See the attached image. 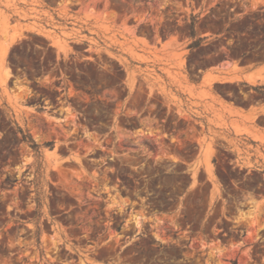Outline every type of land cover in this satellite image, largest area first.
I'll return each mask as SVG.
<instances>
[{
  "label": "rangeland",
  "instance_id": "rangeland-1",
  "mask_svg": "<svg viewBox=\"0 0 264 264\" xmlns=\"http://www.w3.org/2000/svg\"><path fill=\"white\" fill-rule=\"evenodd\" d=\"M231 63L264 0H0V264H264V116L227 111L264 72Z\"/></svg>",
  "mask_w": 264,
  "mask_h": 264
},
{
  "label": "crops",
  "instance_id": "crops-1",
  "mask_svg": "<svg viewBox=\"0 0 264 264\" xmlns=\"http://www.w3.org/2000/svg\"><path fill=\"white\" fill-rule=\"evenodd\" d=\"M223 71L228 73L226 77L231 82L248 81L249 78H255V80H259L260 74L264 72V65H243L238 66L237 68L234 63H231L228 68L224 69ZM227 111L234 115V117L231 119V121H234V123L242 126V124H246L243 121L245 118L246 120H249L251 124L255 118L264 116V102L249 105L247 108H242L241 106H229ZM233 125L231 124L232 129L230 131L234 136H236L238 133L234 129ZM246 126H250L253 135L256 137L244 133L242 136L244 138L250 139L256 147L260 148L262 141L261 139H264V127H255L252 125ZM252 199V204L245 208H264V196H261L260 198L254 197Z\"/></svg>",
  "mask_w": 264,
  "mask_h": 264
},
{
  "label": "bare ground",
  "instance_id": "bare-ground-1",
  "mask_svg": "<svg viewBox=\"0 0 264 264\" xmlns=\"http://www.w3.org/2000/svg\"><path fill=\"white\" fill-rule=\"evenodd\" d=\"M248 81L250 82V83H255L256 82V80H255V78H249L248 79ZM241 130V129H240ZM117 206V205H116ZM135 218V217H134ZM135 220V219H134ZM136 223L137 224H141V222L138 220V219H136Z\"/></svg>",
  "mask_w": 264,
  "mask_h": 264
}]
</instances>
